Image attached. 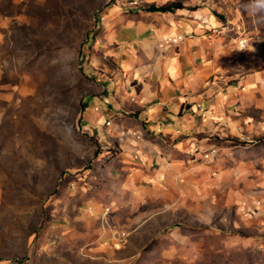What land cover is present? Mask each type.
I'll return each mask as SVG.
<instances>
[{"label":"rangeland","instance_id":"rangeland-1","mask_svg":"<svg viewBox=\"0 0 264 264\" xmlns=\"http://www.w3.org/2000/svg\"><path fill=\"white\" fill-rule=\"evenodd\" d=\"M170 3L203 15L197 36L228 85L247 92L256 75L262 87L264 0H0V264H264V134L207 162L210 210L108 202L96 179L101 147L81 100L104 85L107 22ZM103 228L128 237L100 246Z\"/></svg>","mask_w":264,"mask_h":264},{"label":"crops","instance_id":"crops-1","mask_svg":"<svg viewBox=\"0 0 264 264\" xmlns=\"http://www.w3.org/2000/svg\"><path fill=\"white\" fill-rule=\"evenodd\" d=\"M183 6L174 13L145 11L135 19L107 22L98 47L99 59L110 61L101 66L104 85L82 98L81 111L83 128L101 147L95 172L97 180L106 181L108 202L124 205L160 196L191 213L210 210L213 179L207 162L233 140L264 134L257 118L264 110V82L259 88L258 76L248 79L247 92L228 85L197 36L209 28L203 15ZM203 156L207 161H200ZM104 157L109 160L101 168ZM241 201L240 195L230 196L225 205ZM257 208L259 218L263 212ZM103 229L100 246L128 237L125 231Z\"/></svg>","mask_w":264,"mask_h":264},{"label":"trees","instance_id":"trees-1","mask_svg":"<svg viewBox=\"0 0 264 264\" xmlns=\"http://www.w3.org/2000/svg\"><path fill=\"white\" fill-rule=\"evenodd\" d=\"M184 8L185 7L180 3H170L166 6H160V7H157L155 5H149L144 8V11L150 12V13H174ZM81 110H83L82 105H81Z\"/></svg>","mask_w":264,"mask_h":264},{"label":"built area","instance_id":"built-area-1","mask_svg":"<svg viewBox=\"0 0 264 264\" xmlns=\"http://www.w3.org/2000/svg\"><path fill=\"white\" fill-rule=\"evenodd\" d=\"M178 40H180V39H176V40H168L167 42H172V43H174V42H176V41H178ZM242 47H243V46H242ZM200 161H207V159L203 156V157H200ZM257 203H258V206L261 205L260 201H258Z\"/></svg>","mask_w":264,"mask_h":264}]
</instances>
